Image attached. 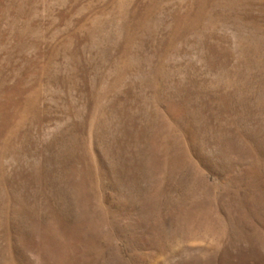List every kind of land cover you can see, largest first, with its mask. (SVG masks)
Wrapping results in <instances>:
<instances>
[{
	"label": "rangeland",
	"instance_id": "1",
	"mask_svg": "<svg viewBox=\"0 0 264 264\" xmlns=\"http://www.w3.org/2000/svg\"><path fill=\"white\" fill-rule=\"evenodd\" d=\"M0 264H264V0H0Z\"/></svg>",
	"mask_w": 264,
	"mask_h": 264
}]
</instances>
